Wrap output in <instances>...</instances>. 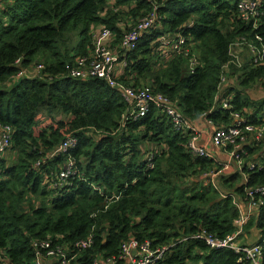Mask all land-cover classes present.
Listing matches in <instances>:
<instances>
[{
    "label": "trees",
    "instance_id": "obj_1",
    "mask_svg": "<svg viewBox=\"0 0 264 264\" xmlns=\"http://www.w3.org/2000/svg\"><path fill=\"white\" fill-rule=\"evenodd\" d=\"M154 1L153 10L148 0H0V124L10 127L0 157V264H32L30 243L41 239L61 249L66 264H92L115 255L128 238L166 246L155 264H248L239 252L189 235L235 231L232 198H243L244 187H264V133L248 137L240 169L218 173L216 189L201 174L218 170L219 161L192 154L189 131H175L152 106L128 118L127 104L102 79L69 73L75 58L92 50L94 26L108 28L118 42V23L126 29L153 12L135 48L118 53L119 81L149 86L190 120L204 117L221 127L236 112L247 124L264 122V94L253 99L248 92L256 84L264 88V3L251 26L238 17L237 0ZM166 35L183 36L191 44L187 54L159 56L156 38ZM236 42L245 52H237L239 66L231 62ZM247 43L262 47L260 61L252 62ZM191 55L196 63L189 71ZM37 63L40 76L11 81ZM220 91L230 97L227 108L219 106L226 99L216 97ZM65 134L74 144L55 150ZM144 142L155 145L146 156ZM6 152L14 156L8 164ZM66 158L72 172L61 182ZM262 200L235 240L258 245L264 264V194ZM251 231L253 243L240 242ZM87 236L89 246L76 248Z\"/></svg>",
    "mask_w": 264,
    "mask_h": 264
},
{
    "label": "built area",
    "instance_id": "obj_2",
    "mask_svg": "<svg viewBox=\"0 0 264 264\" xmlns=\"http://www.w3.org/2000/svg\"><path fill=\"white\" fill-rule=\"evenodd\" d=\"M148 1L151 2L154 10L155 1ZM262 3H264V0H237L235 7L238 17L244 22H250L251 26H253L259 14V6ZM153 20V12L137 19L134 24L121 33L119 41L113 48L104 43L105 40L114 38L113 33L104 26H97V29L93 27L91 29L93 39L91 52L89 54L77 56L69 73L71 76L81 79L96 77L102 79L106 85L115 89L125 101L128 108L126 111L128 118L134 119L142 116L150 106L163 112L175 131L190 132L186 140V145L192 154L211 157L205 146L199 145L197 133L190 119L185 118L165 96L161 93L154 92L147 85L131 87L129 85H124L117 79L115 66L119 61L118 53L120 52V55H122L134 49L141 34L152 26ZM156 41L159 43L156 52L161 57L167 56V50L180 51V53L186 55L191 46L190 43H186L185 38L181 35H176L175 37H170L168 35L160 36L156 38ZM240 44V42H236L234 46L238 48L236 52L231 53L233 58L231 62H234L233 64L236 66H239L241 62L237 54ZM246 48L253 63L261 60L263 52L261 46H253L247 43ZM123 63L122 61V64ZM195 63L196 61L193 55H191L188 58L189 71L192 70ZM42 67L40 63H37L35 65V70L39 72ZM22 74V69H19L18 72L12 76L13 80L18 79ZM226 79V76L223 75L220 78V84L226 82ZM229 99V96H226V99H221L219 101V106L221 108H227V100ZM262 110L264 112V104ZM231 115L232 121L230 124L221 127L214 126L207 138L208 144L216 148H224L227 154V161L219 162L220 166L218 170L210 169L201 174L202 180L216 189H218V186L215 182V177L220 171L240 169L241 160L239 156L243 152L242 145L248 140V137L251 135L253 139L258 140L264 133V122L258 125L247 124L239 113L234 112ZM207 122L212 124L210 120H207ZM9 135L10 127L0 124V157L4 148L8 145ZM74 142V137L65 134L63 141L55 150H64L73 145ZM71 166V159L66 158L63 169H61L58 174L61 182L72 172L70 171ZM242 179L245 180L244 175H242ZM263 194L264 187L259 185L256 187H244L243 198H232V204L238 212L237 217L233 220L235 231L232 234L224 237H216L213 234L201 230L190 234L189 237L203 241L208 247H227L235 252H239L248 264H261L258 245L240 246L235 239L244 220L262 203ZM90 243V236H87L86 238L76 241L75 247L82 249L88 247ZM30 244L32 249V264H66L67 259L65 258L64 252L59 248H50V241L48 239L32 240ZM165 250L166 246L151 248L147 240L138 242L133 238H128L119 245L115 255L95 258L92 264H155L161 258ZM2 260L4 263L6 262L4 258H2Z\"/></svg>",
    "mask_w": 264,
    "mask_h": 264
},
{
    "label": "crops",
    "instance_id": "obj_3",
    "mask_svg": "<svg viewBox=\"0 0 264 264\" xmlns=\"http://www.w3.org/2000/svg\"><path fill=\"white\" fill-rule=\"evenodd\" d=\"M117 26H119L121 29H123L121 31V33L127 29V28L124 29V26L122 23H118ZM94 27H96L94 29H97V26H94ZM114 40H115V38L110 39V40H105L104 43L113 48L117 44V40H116V42ZM90 52H91V50H87V54H89ZM115 70H116L117 79H119V77L123 74L122 62H119V61L117 62L116 66H115ZM22 71H23V74L21 76H19L18 79L21 77L33 78V77H37V76L41 75V71L37 72L35 70V67H33V65L23 67ZM11 81H15V79L13 80V78H12ZM223 94L224 93L220 91L217 93V96L218 95L224 96L226 93L224 95ZM225 96H229V95L226 94ZM190 122H191L192 126L195 128V132L197 133L199 145L205 146L207 151H209L211 158L214 160H218L219 162H223L224 160L227 161V154H226V150L224 148H216V147H213L207 143L208 134L211 132L214 125L209 124L207 122V120H205L204 117L194 118V119L190 120ZM225 171L228 172V170H225Z\"/></svg>",
    "mask_w": 264,
    "mask_h": 264
},
{
    "label": "rangeland",
    "instance_id": "obj_4",
    "mask_svg": "<svg viewBox=\"0 0 264 264\" xmlns=\"http://www.w3.org/2000/svg\"><path fill=\"white\" fill-rule=\"evenodd\" d=\"M116 49H117V47H116ZM236 50H237V48L232 46V52H236ZM240 53H241V57L245 56V52H244L243 47L240 48ZM238 56H239V54H238ZM248 90H249L248 92H250V95H252L253 99H255L257 97H261L264 94V88L258 84L253 85ZM139 146H140V151L142 153V156H146V154L149 152V150H152L153 146H155V145H153L152 143H149V142H144V143H141ZM6 154H7V152H6ZM13 159H14L13 154L8 152L7 157H6V163L7 164L10 163ZM221 172L222 171H220L219 173H221ZM253 241H254V235L251 231V232H248L247 238H245V236H243V238L241 239L240 242H243L245 244H250V243H253Z\"/></svg>",
    "mask_w": 264,
    "mask_h": 264
}]
</instances>
